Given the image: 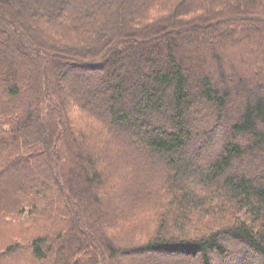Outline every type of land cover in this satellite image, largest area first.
<instances>
[{
  "label": "trees",
  "instance_id": "obj_1",
  "mask_svg": "<svg viewBox=\"0 0 264 264\" xmlns=\"http://www.w3.org/2000/svg\"><path fill=\"white\" fill-rule=\"evenodd\" d=\"M25 2L0 0V262L264 264V0Z\"/></svg>",
  "mask_w": 264,
  "mask_h": 264
},
{
  "label": "rangeland",
  "instance_id": "obj_2",
  "mask_svg": "<svg viewBox=\"0 0 264 264\" xmlns=\"http://www.w3.org/2000/svg\"><path fill=\"white\" fill-rule=\"evenodd\" d=\"M20 4H21V6L22 7H24V6H27V4H26V2H25V0H20ZM29 5V4H28ZM27 8V7H26ZM31 11V9H29V12ZM58 11H61V9L60 10H58ZM31 13V12H30ZM32 15V14H31ZM30 18H32V21H33V16L32 17H30ZM209 58V57H208ZM208 58L206 59L207 61H208ZM250 60V59H249ZM32 65H34V67L35 68H38V65L37 64H35V63H32ZM30 69H32V68H30ZM122 71L123 70H128V68H125V69H121ZM124 72V71H123ZM67 91V90H66ZM82 91L83 92H81V90L79 91V92H81V93H84V96L85 97H88L87 95H89L90 93H85V91L82 89ZM111 90H109L108 89V92H106V93H102L100 96H102V95H107V94H109V92H110ZM98 96H99V93L97 94ZM117 130V129H116ZM115 130V131H116ZM113 131H114V129H113ZM114 131V132H115ZM198 153H200V151H198ZM203 154H202V156H204L205 155V153L204 152H202ZM193 155H194V153H193ZM192 155V156H193ZM85 158L83 157V160H84ZM113 169H115L114 168V165H112L111 166ZM159 167H161V166H159ZM105 174H109L108 172H106ZM8 183H10V180H6V184H8ZM5 188V187H4ZM6 191H7V187H6ZM8 191H11V189H9ZM14 191L16 192V190L14 189ZM135 197H137V198H139L138 196L139 195H136V194H133ZM128 204H129V208H133V203H131V201L129 200V202H128ZM102 214H104V215H107V213L106 212H103ZM133 259H136V261H139V263L138 264H181V262L182 261H184L183 259H180V258H172L171 259V261L170 262H168V263H166L165 262V259H166V257H163V256H161V257H158V256H155V255H152L151 253H149V252H145V251H136V252H132V253H127V254H125L124 255V257H122V258H119V263L120 264H132V261H134ZM248 259V257H246V259L245 260H247ZM216 260L217 259H215L214 260V263L216 264L217 262H216ZM251 261L250 262H253L252 261V259H250ZM29 261L32 263V260H29V257H27L26 259H24V262H22L21 260H19V258L18 259H15V260H10V259H8V260H5V262H0V264H29ZM233 262H235V259L233 260ZM247 262H248V260H247ZM259 262H260V264H261V261L260 260H258V264H259ZM134 264H136V262L134 263ZM188 264H192V262H190V263H188ZM230 264H233V263H231L230 262Z\"/></svg>",
  "mask_w": 264,
  "mask_h": 264
}]
</instances>
